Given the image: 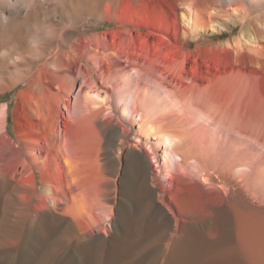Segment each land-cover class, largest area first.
Returning <instances> with one entry per match:
<instances>
[{
	"label": "bare ground",
	"instance_id": "obj_1",
	"mask_svg": "<svg viewBox=\"0 0 264 264\" xmlns=\"http://www.w3.org/2000/svg\"><path fill=\"white\" fill-rule=\"evenodd\" d=\"M154 1L0 0V87L6 90L25 85L21 94L29 92L28 98L32 94L35 97L38 94L57 97L61 93L53 92L56 80L63 83L62 91L81 83L73 110L71 102H67L69 99L66 101L65 96L61 97L67 110V114L63 113L64 124L55 121L60 114L59 108L55 107L49 120L36 98L28 99L27 114L38 120L39 127L21 137L19 144L8 133L7 107L0 113V243L17 239L28 221L36 239L35 250L39 252L38 255L35 251L33 254L46 256L48 251L75 246L82 258L90 260L72 259L68 264H97L98 254L93 249L95 241L88 239L99 227L97 210L104 213L108 208L104 198H109L113 183L107 178L105 185L100 184V190L93 191L85 179L74 176L69 180L62 173L61 158L64 157L70 165L71 159L75 161L91 154L99 170L116 174L121 168V159L116 152L128 148L132 157L124 175L128 188L123 191L124 199L118 205V216L115 215L121 236L117 234L115 247L108 250L107 262L104 263L142 264L141 214L144 208L152 209L153 198L149 194L152 188L146 183L148 171L144 173L141 168L144 160L138 152L140 144L138 146L129 140L132 126L136 124L138 132L150 133L152 137L156 134L161 136V141L167 144L163 150L165 161L162 166L169 172L173 164L179 163V157L184 163L197 157L203 160V164L206 161L199 165H203V181L209 182L205 165L210 159L222 163L226 158L222 163L224 167L232 160L227 166L229 168L238 165L239 161L237 156L240 153L233 155L234 152L230 151L232 154H227L234 146L225 145L226 140L222 149L221 142L217 141L210 147L212 140H207L204 132V138L201 136L204 140L198 137L201 135L196 133L198 129L186 126L188 121L193 123L188 120L190 117H181L182 122L180 114L179 117L176 115L178 118L175 116L178 121L168 116L170 114L166 115V108L171 104H182L194 115L201 110L200 116L204 114L207 122L212 121L209 125L213 122H220L222 127L223 123L234 124V130L241 132L239 134L248 135V138L253 136L255 141L264 144V116H257V124L253 120L255 127H259L256 129L251 124L252 117L246 112L249 104L253 103V87L256 88L258 83V73L253 71L264 66V0H162L158 3L162 10L160 18L150 15ZM50 12L53 14L47 25L44 22ZM214 12L232 17L233 25L229 31L238 26L240 30L238 34L228 36L225 42L204 44L206 30L216 24ZM95 20L114 26L106 30L96 27L89 31L87 27ZM194 39L197 44L192 46ZM261 102L257 105L263 108ZM237 112L239 116L235 118ZM173 127L181 131H173ZM182 127H188L185 132L191 129L188 133L193 134V137L190 135L193 139L189 136V140L197 139L198 142L201 139L208 146L200 145L198 151L195 144L186 146L189 143L179 135L183 132ZM39 130H42L41 134ZM219 132L216 130L214 133L217 135ZM135 137H139L137 131ZM174 146L185 149L176 150ZM151 150L154 153V149ZM179 150L183 154L178 153ZM101 153H105L107 159L102 165L98 160ZM225 154L227 157L222 159L221 155ZM228 155L236 156L237 160ZM153 157H156L155 153ZM200 160L195 159V164ZM220 163L216 164L219 166ZM76 189L79 190L78 195ZM179 196L182 202H188L196 195L182 192ZM112 209L111 205V212ZM155 216L152 213L148 216L146 235H167L168 230L161 232ZM228 219L221 213L218 224L227 225ZM167 228L170 229L171 225ZM170 232L171 253L166 255L164 264H179L188 252L207 246L203 232L195 226L188 225ZM243 245L252 253L254 247L249 241ZM217 251L222 252L223 249L219 247ZM224 251L229 254L234 250L229 247Z\"/></svg>",
	"mask_w": 264,
	"mask_h": 264
},
{
	"label": "rangeland",
	"instance_id": "obj_2",
	"mask_svg": "<svg viewBox=\"0 0 264 264\" xmlns=\"http://www.w3.org/2000/svg\"><path fill=\"white\" fill-rule=\"evenodd\" d=\"M155 1L152 4L155 7L152 6V8H150L151 10L150 15L153 16V18L155 17L160 18L161 17L160 13H162L161 12L162 10L160 9L161 5H158V3L161 2L162 0L160 1L155 0ZM153 7L156 8V10ZM52 14L53 13L50 12V14L46 17L49 19V20L47 19L48 21L44 19L46 20L44 22L43 20L45 24L48 25V23L46 22H50L52 18ZM213 15L216 24L214 28L210 27L206 30L205 35H203V37L205 38L204 44H207L209 42H215V43L225 42L227 41L228 36L239 33L240 30L239 26L236 27L234 31L232 32L229 31L230 27L233 25L232 17L223 16L215 12L213 13ZM94 22L95 23L93 25H89L87 27L89 31H92L96 27L98 28V30H106L114 26V24H109V23H107V25L101 24L96 20ZM196 44H197V40L195 39L192 40L191 45L194 46ZM203 61H207V60H203ZM0 65H1V58H0ZM253 72L254 73L256 72V74L258 73L256 77L257 80L255 79L256 82H258L256 83L257 89L253 87L254 88L253 90L255 91V92L253 91L254 93H252L251 95V101H253V103H251V105L249 104V106L251 107L248 106L249 109L246 112L247 114L249 113L250 117H252L251 124H254L255 127V125L257 124L256 121H258L257 118L258 117L262 118L261 116H264V110H263L264 100L262 101V99H264L263 98L264 97V66L257 67L256 69H254ZM254 84L252 85L254 86ZM61 85H63V83L59 82L58 80H56L53 83V92H55L56 94L58 92L61 93L59 95L57 94V97H48V95L45 96L44 94H38L35 97L32 94V97L29 98L27 96L29 92L25 95L21 94V90L25 87V85H19L15 88L11 87L6 90H3L0 87V113L2 114L4 112L5 107H7L8 133L16 143L19 144L21 137L28 135L30 131H33L34 129L39 127L38 120L29 117L27 114V101L28 99L29 101L30 99H33V96L36 98L35 101L36 100L38 101L37 103L38 106L41 108V110L47 113L49 120L54 115L53 113L55 112L54 110L55 107L59 108L60 114L57 116L55 121L59 122L60 124H64V121H66V119L63 113L67 114V110L65 109L63 99L61 97L65 96L66 101L68 99L70 100V101L68 100L67 102L69 103L71 102L70 105L73 110V108L75 107L74 105L76 102V96L78 93H80L81 83L78 82L76 83L75 87L72 88L70 86L65 91L61 90ZM29 96H31V94ZM259 102H261L263 108H260L261 105H257V103L260 104ZM179 105L177 106V104L174 105L171 104V106L167 107L166 112L168 113L166 115L170 114L168 116H172L173 119L175 118L174 120L176 121H178L177 118L180 115H182L180 116L179 119L182 122H183L182 118L184 116L186 117H184L183 119L185 118L188 119V117H190V119L188 120L193 121V123L188 121L189 124L186 125L187 124L186 123L185 125L186 126L190 125L191 129H193V127L196 128V131L198 129L196 133L199 132L198 134L201 133V135L194 133V135L196 134L198 135V137L201 136L203 137L202 134L204 132L205 136L207 135L208 137L207 140L209 141L212 140L211 141L212 143L210 144L211 146L209 145L210 147H213L212 145L215 146L214 143L217 144V142H221V146H222L225 140L226 142L227 140H229L227 144L225 142V145L228 146L229 144H232V147L234 146V149L235 148L236 149L228 150L229 152L227 154H232L230 153V151L234 152L233 155H236L235 152H237V155L240 153V155L237 156L239 158V161L238 162L236 161L238 165H235L234 167L231 166V168H229L227 167L229 165V161L230 162L232 161L229 160V158L227 159V161L228 160L229 161L225 163L226 164L225 167L224 164H222L223 161L226 162L225 161L226 158L223 159L224 157H227L226 154L225 156L221 155V158L223 157L222 163H220L221 162L220 160L219 161L217 160L216 162L213 159H210V161L208 160L209 162L207 161L208 163L205 165L206 166L205 172H207L210 178L209 182H205L202 179V175L204 173L202 167L206 163V161L204 160V164H203V160H200L201 158H197V157L195 158L197 154H195L194 158L202 161V163H198L200 162L198 161L195 164V159L193 158L192 160L190 159L189 161H187L188 163H184L185 161L181 160V158L179 157L177 159L179 163H176V165L173 164L172 165L173 168H171L169 172V170L166 171V168L162 166L165 161L163 157V150L166 148L167 144H164L161 141V136L160 135L158 136V134H156L155 137H152V134L150 135V133H146V132L142 133V131L138 132L139 126H136V124L132 126V128L130 129L129 140H131L132 142H136L137 145L140 144L138 152L143 156V160H144L142 162L141 168L142 170L145 171L144 173L148 171L146 173L147 175L146 181L148 180V182L146 183L147 184L149 183L148 187L150 189L152 188V191L149 194L153 198L152 209L150 210L148 208L147 210L144 208L143 213L141 214L142 215L141 220L143 225L141 232L143 233H140L141 235L139 236L140 237L139 239L142 241V249H141L142 264H164L166 262L167 256L171 253V246L169 245L171 242L170 234L172 232L170 231L174 230L175 232L176 228L180 229L181 227L182 228L188 227V225L195 226L203 232V236L205 238L204 240H206L207 246L206 247L203 246L196 251L188 252L186 255L183 256L182 260L179 261L180 262L179 264H264V146H263L264 144L261 143L260 141L257 140L255 141L254 139L255 137L253 136L252 137L249 136L248 138V135L245 136V134L244 135L239 134L241 132L235 131L236 129L234 130L235 128L234 124L232 126V124H226L221 122L223 123L224 129L226 126L228 127L227 128L228 131L227 129L225 130L223 129L222 132L223 127L220 125V122L219 123L213 122V125H209L212 121L210 120V123L207 122L208 118L204 114L201 117L200 116L202 114V112H200L201 110L198 111L200 113L196 112V115H194L193 114L194 112H191V109L189 110L182 104ZM251 111H253L254 114L255 112L257 113L255 115L254 114L251 115L252 113ZM259 111L262 113H260ZM50 114L53 115L51 116ZM235 114L237 115L236 117L235 116L234 117L238 118L239 116L238 112ZM192 115H193V119H192ZM229 118L231 120V117ZM227 119L228 118L226 117V120ZM254 119H255L254 122L256 124L253 122ZM185 121L186 120H184V122ZM183 124L181 123L182 126ZM178 127H173L172 130L176 131V129H178L176 131L178 133L179 131ZM218 127H221L220 128L221 131L220 129H218ZM182 128H183V132L182 134L179 133V135H182V137H184L183 138L184 142L186 141L187 143H189V144H185L186 146L189 147V145L195 144L194 146H196L195 148L197 149V151L201 149V148H197L200 145L207 144L208 146V143H202L204 137L203 138L201 137L202 140L198 139V142L197 139L192 140L193 134L191 135L190 133H188L190 132L191 129L189 128L188 129L189 131L185 132L184 131L185 128L188 127H182ZM216 130L217 132L220 131L217 135L216 133H214L216 132ZM72 131L74 132L73 128ZM136 131L138 133L139 136L138 138L140 140L135 137ZM41 133L42 130H39V134ZM221 133L222 135L223 134L224 135L221 136ZM183 135H185L186 137ZM189 136L192 138V139L190 138L191 141L189 140ZM186 138H188V140H186ZM216 138L217 140H215ZM207 140L206 142H209ZM200 142L202 144H200ZM223 146L222 149L224 148ZM229 146L231 147V145ZM151 147L154 149V153L157 158L153 157L154 153H152L153 150H151L152 149ZM174 147L176 149L177 146ZM178 148L176 150H178ZM179 149L182 148L180 147ZM196 149L194 150L196 151ZM181 151L179 150L178 153L181 154L182 153ZM222 151H225V149ZM116 153L121 159V165H120L121 168L119 169V173L116 174L115 173L112 174L108 170L107 171L99 170L97 168V163H95V159H93L92 161L91 154H87L86 156L84 155L83 159L82 157L79 158V160L75 159V161L71 159L72 162L70 160L71 162L70 165L69 162H66V159L64 157L61 158L63 165L62 166L63 169H61L63 172L62 171L61 172L65 174L68 177L67 178L64 175L65 178L69 180L72 179L74 176L76 178H81L82 180L85 179L89 181L90 183L89 185L93 191H96L97 189L100 190L101 189L100 184L102 183V185H105V182L107 183L108 179L111 180L113 183L109 198L107 196L104 198V203L108 204V208L104 213L97 210L96 214L100 220V222L98 223L99 227L95 228L97 232L95 231L92 237L88 239V241L91 242L95 241L93 242L94 243L93 249H94V253L98 254L96 259L97 264H105L107 262L106 260H107L108 250L111 251L115 247L114 240L117 239V237H119V235L117 236V234H120L121 236L120 225L118 218L116 216H118V211H119L118 205L123 201L122 199H124L123 191L128 188L127 183L124 181V175H125L127 163L129 162L131 163L130 159L132 157L128 148L123 151L119 150ZM105 155H106L105 153L100 154L99 157L102 159L100 158L98 159L100 160L99 164L106 163L107 159ZM228 156H231L232 159L237 160L236 156L235 158L232 157V155H228ZM198 157L200 156L198 155ZM211 160H213L215 163ZM218 162L220 163L219 166L218 164H216ZM233 162H234L233 164H236L234 160ZM191 164L198 165V167L195 165L192 166ZM199 164H203V165L201 166ZM158 165H160L162 168L161 167L158 168L159 167ZM230 165H232V163H230ZM143 166H147V168ZM54 172L57 173L56 170ZM99 178L101 179L100 183H99L100 180ZM75 192L78 195L79 190L76 189ZM178 192L180 194L182 192H189L195 194L196 196L193 199H191V201L182 202L183 201L182 198L180 196L179 198L177 197L179 195ZM198 193H200L199 196L197 195ZM201 193H203L202 196ZM111 205L113 208L112 212H111ZM151 213L154 214V216L157 214V216H155L156 224L160 227L161 232L164 230L163 233H166L167 232L166 230H168V233L170 234L166 233L167 235L164 234V236L160 235L156 237L146 235L147 227L145 226H147L146 222L148 216L151 215ZM221 213L229 217L227 225L222 226L221 223L220 225L218 224L220 222L218 220ZM170 221L172 224L170 223ZM170 225L171 228L168 229L167 227H170ZM176 225H178L179 227ZM28 226L30 227V224L28 221H26L24 227L25 229H23V232L19 235V237H17V239L14 240L12 239L11 241L0 243V264H39V263L68 264V262L72 261V259L77 260L79 258L78 259L79 261L83 260L84 262L90 260L88 258H87L88 260H86V258H82L83 257L82 254L75 246H71L72 248L69 247L61 250H53L51 251V253L50 251H48L46 252L48 253L46 254V256H42L43 253L37 256L39 252L35 250V248L37 249L36 239L35 236L32 234L31 228H29ZM104 227L108 231V232L105 231L106 234L104 232L105 230ZM181 232L183 233V231ZM165 236H168L167 237L168 239ZM247 241H249L251 246L254 247L252 253L250 252V250H247L243 245V242H247ZM219 247L223 249L222 252L217 251ZM229 247H233L234 251L228 254L227 252L224 251V249ZM32 252L38 254L35 255ZM71 255L74 258H72Z\"/></svg>",
	"mask_w": 264,
	"mask_h": 264
}]
</instances>
